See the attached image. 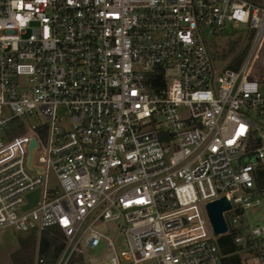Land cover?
Returning a JSON list of instances; mask_svg holds the SVG:
<instances>
[{
  "label": "built area",
  "instance_id": "built-area-1",
  "mask_svg": "<svg viewBox=\"0 0 264 264\" xmlns=\"http://www.w3.org/2000/svg\"><path fill=\"white\" fill-rule=\"evenodd\" d=\"M243 27L236 71L208 41ZM263 42L264 0H0V231L58 227V264L103 242L110 264H223L206 207L226 198L225 235L264 264Z\"/></svg>",
  "mask_w": 264,
  "mask_h": 264
},
{
  "label": "rangeland",
  "instance_id": "rangeland-1",
  "mask_svg": "<svg viewBox=\"0 0 264 264\" xmlns=\"http://www.w3.org/2000/svg\"><path fill=\"white\" fill-rule=\"evenodd\" d=\"M230 27V26H229ZM224 32L219 37L211 38L208 41L209 48L211 49L212 53L214 52L215 55H219L220 53L224 52L226 53L228 49L235 45V40H240L239 47L236 50V53L231 55L227 60L222 59L221 57H218V59H221V61H224L220 63L222 66H226L230 64L235 57H237L241 51L244 49H251L254 37L256 34V30L252 28H246L243 27L242 29H239L236 33H229ZM261 50V46L259 47L255 59L254 64L259 58V51ZM249 52V51H248ZM260 59L264 62V54L260 57ZM221 66V67H222ZM252 74L256 78L264 79V63L263 66L260 68H255L253 70ZM60 116L62 118L63 124L66 126V128H69L70 126V120L69 117L64 109H60ZM43 143L46 141V136L43 135ZM248 217L249 222L252 225V227L256 226H264V203L263 205L251 209L248 211ZM227 221L228 225L231 227V219L232 214L227 215ZM119 222H108L105 224H102L100 226L101 232L108 237L117 247V250L119 252L126 249L127 241L124 236V234L119 230ZM230 233L234 234L235 236L239 234L240 232H233L230 230ZM26 236V234H22L19 232H16L12 229L2 230L0 231V264H12L11 261V254L16 251L19 248V244L17 241V238L19 236ZM38 238L40 236L38 235ZM79 254H82L83 260L76 264H110L109 263V256L110 252L108 250L107 244L103 242L98 248L93 250H83ZM77 254V255H79ZM61 258V257H60ZM39 261V260H38ZM145 264H157L155 261H149Z\"/></svg>",
  "mask_w": 264,
  "mask_h": 264
},
{
  "label": "trees",
  "instance_id": "trees-1",
  "mask_svg": "<svg viewBox=\"0 0 264 264\" xmlns=\"http://www.w3.org/2000/svg\"><path fill=\"white\" fill-rule=\"evenodd\" d=\"M236 33V32H233ZM235 45L230 47L226 53L222 52L219 55L213 56L215 58L221 57L227 60L231 55L236 53L239 47L240 40H235ZM249 49H244L241 53L233 59L229 64V68L239 70L244 63ZM264 54V42L259 51V58L253 64L252 72L255 68L263 66V61L260 57ZM15 135V134H14ZM235 235L229 233L218 239L219 248L223 256V264H245L240 253V248L235 245ZM19 248L11 254L12 264H58L61 255L65 250V237L58 227H50L42 233L40 238L35 233H28L26 236H19L17 238ZM43 262L40 263L39 261ZM83 260L82 254H74L69 260L68 264H76Z\"/></svg>",
  "mask_w": 264,
  "mask_h": 264
},
{
  "label": "water",
  "instance_id": "water-1",
  "mask_svg": "<svg viewBox=\"0 0 264 264\" xmlns=\"http://www.w3.org/2000/svg\"><path fill=\"white\" fill-rule=\"evenodd\" d=\"M38 147L37 141L34 139L30 147V161L29 165L32 166L33 152ZM39 192L36 191L28 196L29 204L24 210L32 207L38 202ZM207 214L216 236H223L228 232V227L225 221L224 213L231 209V205L226 198H222L216 202L210 203L206 207Z\"/></svg>",
  "mask_w": 264,
  "mask_h": 264
},
{
  "label": "bare ground",
  "instance_id": "bare-ground-1",
  "mask_svg": "<svg viewBox=\"0 0 264 264\" xmlns=\"http://www.w3.org/2000/svg\"><path fill=\"white\" fill-rule=\"evenodd\" d=\"M262 44H263V43H262ZM262 44H261V46H262ZM255 56H256V55H255ZM255 56H254V58H253V61H251V65H252V67H253V64H254Z\"/></svg>",
  "mask_w": 264,
  "mask_h": 264
}]
</instances>
